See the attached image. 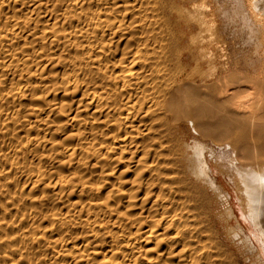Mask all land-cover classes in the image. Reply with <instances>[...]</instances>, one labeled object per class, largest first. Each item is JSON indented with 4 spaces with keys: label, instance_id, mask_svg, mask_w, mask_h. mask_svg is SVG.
Returning <instances> with one entry per match:
<instances>
[{
    "label": "bare ground",
    "instance_id": "6f19581e",
    "mask_svg": "<svg viewBox=\"0 0 264 264\" xmlns=\"http://www.w3.org/2000/svg\"><path fill=\"white\" fill-rule=\"evenodd\" d=\"M220 2L0 0V264H264V0Z\"/></svg>",
    "mask_w": 264,
    "mask_h": 264
},
{
    "label": "rangeland",
    "instance_id": "374dc122",
    "mask_svg": "<svg viewBox=\"0 0 264 264\" xmlns=\"http://www.w3.org/2000/svg\"><path fill=\"white\" fill-rule=\"evenodd\" d=\"M220 4L222 5V6H224L226 9H227V11H229V13H230V10L232 9V8H234V6H235V2H234V0H221V2H220ZM230 4V5H229ZM235 20V21H234ZM236 22H238V20L236 21V19L234 18V16H231L230 14L229 15H227L224 19H223V26H224V33H225V35H228L229 36V34H232V31H233V27H234V25L236 24ZM227 24V25H226ZM231 27V28H230ZM228 29V30H227ZM245 39H244V36H243V41H244ZM242 47H239L240 48V50H238V49H235V52L237 51L238 52V54H239V52H240V54L239 55H241L242 56V58L243 59H248L249 58V60H256V59H254L255 57H252L253 55H252V50L251 49H249L248 48V50H245L246 48H247V46L244 44H242L241 45ZM246 47V48H245ZM244 49V50H243ZM248 53H247V52ZM237 52H236V54H237ZM243 52H245V53H243ZM237 54V55H238ZM245 54V55H244ZM247 54H248V56H247ZM250 54L252 55V56H250ZM252 58V59H251ZM257 64H259V63H257ZM223 156V155H222ZM223 158L225 159L226 158V155H224L223 156ZM239 214V213H238Z\"/></svg>",
    "mask_w": 264,
    "mask_h": 264
}]
</instances>
